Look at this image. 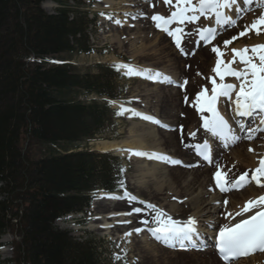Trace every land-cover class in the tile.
Here are the masks:
<instances>
[{
    "label": "trees",
    "instance_id": "trees-1",
    "mask_svg": "<svg viewBox=\"0 0 264 264\" xmlns=\"http://www.w3.org/2000/svg\"><path fill=\"white\" fill-rule=\"evenodd\" d=\"M44 1L0 0V235L14 234L1 263L100 264L92 241L54 221L84 212L98 190L118 189V158L87 143L117 113L94 96L117 98L120 74L113 65L91 73L71 63L91 52L93 22L66 0L54 13Z\"/></svg>",
    "mask_w": 264,
    "mask_h": 264
},
{
    "label": "bare ground",
    "instance_id": "bare-ground-1",
    "mask_svg": "<svg viewBox=\"0 0 264 264\" xmlns=\"http://www.w3.org/2000/svg\"><path fill=\"white\" fill-rule=\"evenodd\" d=\"M107 3V6H112L113 2ZM145 0H121L119 4L122 6L119 7L121 9L120 13L122 16L116 15L114 17V25L115 20H124L123 17H127L129 20L127 24L126 31H123L122 34H125L122 39L117 37V35H111V41L118 47L121 48L120 45L122 43L126 44L129 51V55L134 57L137 54H144L147 59H151L154 56H157L161 53L164 45V40L166 38H170L166 36L165 32L157 29L155 27V23L151 20H143L144 16L141 15L142 11L146 3ZM108 2V1H107ZM112 3V4H110ZM118 3V2H117ZM175 3V0H173ZM254 3L257 4V0H254ZM142 5V6H141ZM141 6V8H140ZM243 6V5H242ZM172 8V10H163L164 14H160L163 16L170 15L171 11L175 10L171 5H167V8ZM114 8V7H113ZM125 13H130V15H125ZM231 14V13H230ZM232 15V14H231ZM135 17V18H134ZM234 17V16H233ZM121 18V19H120ZM203 23L201 27L205 26L207 22H210L211 19L205 20L204 17ZM197 23V22H195ZM185 23L182 27L187 31V29L194 25ZM122 24V23H121ZM142 24V25H141ZM123 25V24H122ZM177 25L174 23L170 25L171 27H176ZM156 30V33L152 32ZM221 30V29H220ZM219 30V33H220ZM152 33L150 36L149 34ZM191 33V32H190ZM223 33H221L222 35ZM197 36V35H196ZM226 37V36H225ZM230 40V39H229ZM198 40L195 39L193 43L190 45L193 49L191 55H194L195 52H198V57L188 59L184 57L180 50L176 49L174 46L169 47L170 55L173 58H170L168 54L164 57L167 58L162 63H168L167 66L177 65L180 74L182 73V78H188V83L185 88L179 90L176 88H170L166 90L167 95L158 99L159 102V111L162 116L170 115L171 120L169 122L162 121L159 118L157 120L161 121L163 124H167L168 126H183V130L181 128L176 132H168L165 133L163 131L162 134L166 135L164 140L165 144L171 146L174 149L173 154H169L168 156L173 159L180 160L187 165L195 164L194 167H189L188 169H184L180 167V164H172L162 160L152 159L151 163H145V159L147 156H136L133 154V151H145V152H158L159 147L155 142L153 143L151 140L146 139L147 135L150 133V129L154 128V126H158V124L153 123L152 121L145 120L148 127L145 133H137V130L134 128L135 123L131 122V126L129 127V135H127L123 140L119 141H101L96 145V148L100 151H112L118 150L119 152H123L127 154V156H132L133 160L137 162L136 170L134 177L136 178L137 188L147 191L148 189H152V193L146 200L137 199L136 201H128L127 199H119L114 200L110 199V196H115L114 194H104L102 195V199L108 200V202L97 201L95 203L94 211L98 214L97 221H99V226L97 229H101L103 231H108L116 237L117 241H123L125 238L130 236H125V233L131 232L132 239L134 242V250L137 251V263L136 264H222L217 259L216 253L211 248H207L202 252H194L193 249L187 251H180L177 247L172 248L168 247L151 237V235L145 230L141 232L140 236H137L133 229L140 227L143 228L144 225L141 224L140 218L144 217V219H151V216L154 215L151 210L147 209L144 204H141L140 201H145L146 203L155 204L158 208L163 209L168 215L172 216L175 220H187L188 217H193L197 221V229L201 236L199 239L201 241L208 242L210 235L213 232L219 231V227L233 222L232 219L226 218L225 213H235L239 210V207L243 206V204L250 198H256L262 195L264 188H256L252 183H249L248 188L242 189L239 192H232L228 195L219 194L214 191L213 188V175L217 171V165L221 166V172H228V178H233L235 173H243L244 171L254 170L259 164V158L264 156V131H257L252 140H248L246 137L248 134H242L239 136V139L236 143H238L237 147L229 154L225 153V150L230 146L236 145V143H229V145L225 146V142L222 141V144L216 143L213 149V162L208 167L203 162L198 160L193 153V148L186 147V143L193 138V136H189L188 133V123L194 121L197 118H200V113L197 112L196 108H190L189 105H186L188 108H182L180 106L181 98L185 96H189V98L195 93L200 92L203 88H207L211 90V83L206 77H194L196 72L200 73L207 68L206 62L209 60L211 63V69L215 66L216 55L211 51V48L214 46V41L210 45H205L203 43H198ZM189 42V35H186L183 38V43L181 47L185 48ZM239 43V42H238ZM255 44H247L248 46L257 45ZM175 45V43H174ZM162 46V47H161ZM167 46V45H166ZM189 46V45H188ZM246 44L239 43L235 46H232V43L225 46L223 45L220 48L221 52L225 55L221 57L225 61L231 58V49L236 48L240 49L245 47ZM194 53V54H193ZM208 61V62H209ZM188 63V68H186L183 63ZM161 64V63H160ZM166 65V64H164ZM237 68L241 67L239 64L236 66ZM144 69V68H143ZM173 69V68H172ZM171 69V70H172ZM152 70V69H151ZM168 69H153V72H160L165 76H169L173 81H176L175 76L171 71H167ZM209 77H213L219 82L218 77L211 71ZM201 75V74H200ZM203 75V74H202ZM199 76V74H198ZM181 78V79H182ZM177 81L178 78H177ZM149 82L160 83L162 80H149ZM180 80L178 83H181ZM165 83V82H164ZM167 83V82H166ZM178 83H170L176 86ZM235 83L238 84L237 81ZM151 84V83H150ZM147 84L146 86L150 85ZM149 88V87H148ZM147 89V88H146ZM153 89V88H151ZM146 92V91H145ZM154 93V92H153ZM196 93V94H197ZM156 94V93H155ZM183 94V96H181ZM196 96V95H195ZM155 97V96H154ZM159 98V97H158ZM195 99V98H194ZM232 99H235L233 94ZM224 100L226 98H221L219 103V108L224 111L225 114L229 115L231 118L236 114L234 112V105L231 103V107L229 109V113H227L224 108ZM234 106V107H233ZM179 110V111H178ZM181 112L183 115H179ZM142 115H151L147 112H140ZM156 113V111H155ZM180 113V114H181ZM255 119V123L252 124V128H262L264 129V125L259 123L260 116ZM154 117V116H153ZM160 117V115H159ZM248 119H243L241 121L247 122ZM133 123V124H132ZM145 123V122H144ZM139 125V124H137ZM145 125V124H144ZM142 126V125H141ZM160 126V125H159ZM139 128V127H138ZM140 129L138 131H145ZM156 129V128H155ZM153 129V130H155ZM163 130V129H162ZM158 131H160L158 129ZM153 132V131H152ZM155 132V131H154ZM162 132V131H161ZM159 133V132H158ZM197 138H201V130L196 131ZM249 148L252 151H249ZM133 150V151H129ZM163 151V150H162ZM219 152H222L221 156H219ZM162 153V152H161ZM164 154L167 155L165 152ZM144 160V161H143ZM200 167H197L196 166ZM185 165V166H187ZM202 165V166H201ZM184 166V167H185ZM169 167V168H168ZM158 168V169H157ZM168 168L169 173L166 177L162 176L163 172L160 170H164ZM187 168V167H186ZM157 169V170H156ZM230 170V171H229ZM211 171L212 177L209 181L208 174ZM166 175V174H165ZM262 182H264V178H262ZM132 195H137L138 191L128 192ZM140 196V195H139ZM123 197V196H121ZM175 197L176 199H173ZM141 198V196H140ZM145 199V198H144ZM224 200L228 201V204L225 205ZM135 207L143 208L144 210L141 213L128 215H115L116 213H127L131 212V210ZM255 211V210H253ZM251 213L245 214L249 215ZM137 215V216H136ZM239 217H236L238 220ZM131 221L130 223H122L121 221ZM211 224L212 227L208 225ZM110 226V227H109ZM73 229V228H72ZM240 264H264V253L260 255H252L248 258L242 259ZM237 263V262H236ZM233 263V264H236ZM232 264V263H231Z\"/></svg>",
    "mask_w": 264,
    "mask_h": 264
},
{
    "label": "snow or ice",
    "instance_id": "snow-or-ice-1",
    "mask_svg": "<svg viewBox=\"0 0 264 264\" xmlns=\"http://www.w3.org/2000/svg\"><path fill=\"white\" fill-rule=\"evenodd\" d=\"M253 2L254 0H243L245 6L251 5ZM164 3L171 5L175 10L171 11L168 16L154 14L151 20L155 23L157 29L165 32L172 38L176 48L180 50L182 55H188L189 53L181 47V41L184 36L192 35V33H186L182 27L186 22L193 24L200 20L201 17H204L205 20L211 19V22L216 25L215 27L203 26L195 30V34L198 37L197 42H203L205 45H208L215 39L220 29L226 26H234L244 11L251 10L248 7L242 8L239 0H175V3H173V0H164ZM257 3L258 6L264 7V0H257ZM233 11L235 18L230 14ZM101 15H104V13H101ZM125 15H130V13H125ZM108 18L111 19L112 17L109 16ZM115 23L120 24L121 21L115 20ZM174 23L177 26L170 28V25ZM252 30L257 34L264 31V12H261L259 17L254 19L251 24L246 25L244 30L238 33V36H233L231 40H225L223 43L227 46L232 41L238 39V37H243ZM211 51L216 55L215 66L211 71L219 78V82L213 77H208L211 83L210 94L207 88H203L196 94L195 99L192 101V106L201 115V127L207 133L211 134V136L224 141L225 146H227L228 143H236L241 137L233 133L228 120L218 110L217 102L220 98H226L231 101L235 106L234 112L236 115L240 117L259 115V123L264 125V44L245 46L240 49L232 48L230 50L232 54L231 58L226 61L221 59L225 54L221 52L220 48L213 46ZM237 60L241 65L239 68L234 67ZM113 66L118 71L124 69L123 74L126 76H143L149 80L177 83L171 77L165 76L160 72H153L151 69H141L127 63H117ZM226 77H234L238 84L226 83ZM186 84L187 80L183 83H178V87L183 88ZM233 94L235 96L234 100L232 99ZM185 101H188V97H185ZM109 103L113 102L109 101ZM126 111H132L134 115L141 116L144 120L152 121L161 127L168 128L167 124H163L155 117L142 115L134 110L124 108L123 105H121L117 115H122ZM240 129L244 131L245 126L241 124ZM182 130L183 126H181ZM257 131H264V129L259 127L248 128L246 138L252 140ZM188 135L194 137L196 136V132H190ZM185 146L194 148L197 155L202 157V159L209 163L212 162L210 145L207 140L202 144ZM249 151H252V149L249 148ZM133 154L136 156H147L150 159H158L172 164L182 163V161L173 159L164 153H149L137 150L133 151ZM187 166L194 167L195 165ZM213 178L215 180V186L224 193L232 190H240L250 182H255L257 186L264 187V182H262V178H264V156L259 158L258 166L252 170L250 175L248 171H245L235 179L230 180L228 178V172L222 173L221 166L218 164ZM121 187H123L122 181ZM109 198L114 200L127 199L128 201L137 200L136 196L127 191H125L123 197L110 196ZM173 199L176 198L173 197ZM140 203L144 204L154 215L151 216L150 220L142 219L141 224L144 227H137L133 229V232L139 234L146 230L156 241L172 248L179 246L181 249L187 250L189 247L202 248L206 246L199 242L201 234L197 229V221L195 218L190 216L184 221L175 220L155 204L146 203L145 201H140ZM223 203L227 205L228 201L224 200ZM143 210V208L135 207L131 212L116 213L115 215L130 216L132 213H141ZM248 213L251 214L245 215ZM225 216L226 218L232 219L233 222L220 226L214 238L215 248L223 261L231 264L232 261L239 257L264 251V194L256 198L248 199L243 206L239 207L238 211L235 213L226 212ZM236 217H239V219L236 220ZM121 222L130 223L131 221L126 220ZM208 226L212 227L211 224ZM131 235V232L125 233V236ZM115 259L120 260L121 257L116 256Z\"/></svg>",
    "mask_w": 264,
    "mask_h": 264
},
{
    "label": "rangeland",
    "instance_id": "rangeland-1",
    "mask_svg": "<svg viewBox=\"0 0 264 264\" xmlns=\"http://www.w3.org/2000/svg\"><path fill=\"white\" fill-rule=\"evenodd\" d=\"M66 1L73 8V10L76 12L78 16L85 15L87 20L95 19V25L90 24L87 28L88 44L91 48V52L88 54L79 53V54L71 55L70 57L67 58L70 60L71 63L81 67L82 70L89 69L91 73L97 72L96 66H98L99 64L114 65L117 63H127V64H131L141 69L147 68V69H152V70L153 69L160 70L162 69V67H164V69H168V70L170 69L169 71H171L172 74L175 76L176 81L178 78L179 81L182 80L181 83H183L185 80H187V83H188L189 79L181 77L182 73L180 74V71L177 65H172L169 67L167 66L168 63H165V62L162 63L164 60L167 59V58H164L167 54L170 58H173V56L170 55L171 52L169 50V47L174 46L173 44L174 42L171 39V37L166 38L164 40V45H163L164 47L161 53L157 56H154L151 59H147L144 54H137L136 56L132 57L129 55L130 50L128 49L126 44L122 43V45H120L121 48H118L110 40L112 37L111 35H115V34L117 35V37H120V39H122L125 35V34H122V32L126 31L127 29V24L129 21V20H126L128 19L127 17L122 18L124 19L121 21L123 25L121 23L114 25V17L116 15L120 17L122 16V14L120 13L121 9H119V7L122 6L121 4H119L121 0H111L110 1V2H113V4L112 3L110 4H112L114 8L113 7L110 8V6H107V3H109V0H80V3H78L76 0H66ZM144 3H146V6L143 10H141L142 11L141 15L144 16L143 20H146V21L151 20V16L154 14H164L165 15V12L163 13V10H166V11L172 10V8L170 7L167 8V5L164 3V0H145ZM60 5L61 4L59 0H46L42 3L41 7L48 13H54L60 7ZM240 6L242 8L244 7L242 5ZM248 7L252 9L248 11H244L240 16L241 19H239V22H237L234 26H227L222 31L223 34L218 36V38H216V41L214 42V46L222 47L224 45L223 42L225 40H229V39L231 40L233 36H238V33L243 31L246 25L251 24V22L254 19L259 17L261 12H264V7H261V6L256 7L254 5V6H248ZM101 13H104V15H101ZM109 16H111L112 18L109 19L108 18ZM198 27H201V22L199 20L197 21L196 25L190 26L187 29V31H185L186 33H190V32L192 33V35H189V42H188L189 46L187 45L184 48L186 52H188L189 54L183 55V56L184 57L188 56V59H192V58L196 59V57L199 56L197 51L195 52L194 55L190 54L191 52H193L191 50H195L190 45L193 43L195 39V30ZM152 32L156 33V30L152 29ZM151 34L152 33H150L149 36ZM238 42L239 43L243 42L244 44H246V46H248L247 44H255V43L264 44V31H261L260 34H257L254 30L249 31L245 36L238 37V39L232 41V46L239 44ZM208 61L206 62L207 68L200 73L196 72L195 73L196 75L194 77L197 76V77L208 78L209 75H211L210 73H211L212 66H211L210 61L209 62ZM188 63L189 62H187L186 64L184 62L182 65L188 68ZM124 71H125L124 69H120L119 70L120 75L114 76L113 81H112L113 82L112 88H113L114 94L117 97L115 100H112L113 102L112 108L114 109L116 108L120 111V107L121 105H123L124 108L126 109H131L139 113L149 112L154 117L159 118L162 121L169 122L171 120L170 115L162 116L161 114H159L160 105L157 100L158 99L160 100L161 98L167 95L166 90L169 89V86L170 88H174V89L177 88L178 90L180 87H178V85L175 86L173 84L166 83V82L165 83L164 82H160V83L153 82L152 83V82H149V79H146L143 76H126L123 74ZM147 84H150V85L146 86ZM186 85L183 88H185ZM183 88H180V89H183ZM196 93L197 92H195L190 98L189 96H185V97H188L187 102L185 101V97L181 98L180 106H182V108H188L186 105H189L190 108L191 107L194 108L192 106V101L196 97L195 96ZM181 96H183V94ZM88 98L90 97H87L84 99H88ZM105 98L106 97L94 96V99H97V100L98 99L105 100ZM180 113L181 112H179V115L182 116L183 114L182 113L180 114ZM112 117H113V120L111 122V125L106 127L102 133L97 134L94 140L88 142L87 143L88 148H90L91 150H94L95 152H100V150L96 148V145L99 142L123 140L127 135H129L128 130H129V127L131 126V122L135 123L136 126L134 128L137 130L138 134L147 132L146 129H143L145 127H148V125L146 124L147 122L144 119H142L141 116L134 115L132 111L124 112L120 118L114 117V116ZM198 124H199V118L188 123L187 129L189 130V132L190 131L195 132L198 128ZM250 124L248 123L246 125L244 132H247V129L250 128L249 127ZM138 127L145 131H142V132L138 131L139 130ZM179 128H181L180 125L173 126V128L172 126H168V128H164L159 125L158 126L156 125L154 126V128L150 129V133L147 132L149 133V135H147L146 139H148L149 141L151 140L153 143L155 142V144H157V146L159 147V150H158L159 153L166 152L167 155L173 154L172 152L174 151V149L171 148V146L165 144L164 140L166 138V135L162 133L163 131H165V133H168V132L174 133L175 131L177 132ZM158 129L160 131H158ZM198 140H199L198 138L193 137L186 143V145H192V142L198 141ZM188 148L191 149L192 147H188ZM234 149H235L234 146L229 147L227 150H225V153L230 155V153ZM110 152L114 156L118 157L116 167L119 169V171L123 169V171L120 172L121 173L120 176L123 178V181H124V187H125L124 189H127L128 192L131 191L134 193L138 191V194L134 195L138 199L146 200L148 198H151V196H149V193L151 195L152 189L150 190L148 189L147 191L143 192L144 190L137 188L136 178L134 177V174L136 173L135 170H136L137 162H135L132 159L133 157L132 156L128 157L127 154L123 152H119L118 150H112ZM218 154L219 156H221L222 152H219ZM151 161L152 159L150 158L145 159V163L149 164V162L151 163ZM156 162H159V161L156 159ZM185 165L183 162L180 163L181 168L188 169L189 167ZM191 165H195V164H191ZM197 167H200V165ZM168 168H165L162 171L160 170V172H163L162 176L164 177L167 176L170 170V169L168 170ZM191 168H196V167H191ZM211 175L212 174L210 171L208 174L209 181H210ZM125 191L126 190H123L120 193H108V194H114L115 196L121 197L124 195ZM104 194H107V193L100 191L95 196L94 201H92L91 204L87 206L85 213L70 214L69 216H65L59 219L58 221H56L54 225L59 229L68 231L76 239L92 241L97 248L100 264H136L137 263V251L135 252L134 250L135 248L134 242L131 236L125 238L123 241H117L116 237H114L113 235H111V233H109V230L103 231L101 229H97V226H99V221H97L98 214L94 211V208H95V203L98 200L104 201L106 203L108 202V200L102 199V195ZM139 195L141 196V198ZM141 218L140 220L144 219V217L142 219ZM13 235H14L13 233L11 234L4 233L3 235H0V264H4L1 262H5L11 258V249L8 244L14 239ZM140 235L141 233H139L137 236H140ZM116 256L121 257V259L116 260L115 259ZM240 263L241 262H238L236 264H240Z\"/></svg>",
    "mask_w": 264,
    "mask_h": 264
}]
</instances>
